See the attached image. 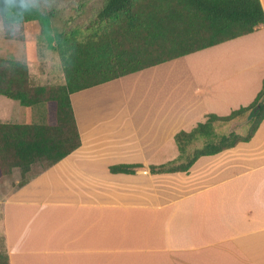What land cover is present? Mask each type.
Masks as SVG:
<instances>
[{"label":"crops","instance_id":"0c3cea01","mask_svg":"<svg viewBox=\"0 0 264 264\" xmlns=\"http://www.w3.org/2000/svg\"><path fill=\"white\" fill-rule=\"evenodd\" d=\"M10 32L0 56L27 62L37 84L65 82L59 55L40 51L34 75L27 29ZM263 85L264 25L72 92L81 145L25 180L0 177V252L10 264H264V120L189 171L151 170L179 156V131L249 105ZM48 122L44 102L0 94V123Z\"/></svg>","mask_w":264,"mask_h":264},{"label":"trees","instance_id":"16d2710c","mask_svg":"<svg viewBox=\"0 0 264 264\" xmlns=\"http://www.w3.org/2000/svg\"><path fill=\"white\" fill-rule=\"evenodd\" d=\"M0 10L9 24L36 18L30 9L10 8L3 0ZM43 21L55 41L65 82L37 84L27 62L0 56V94L25 106L44 102L49 111L46 124L0 123V177L16 167L26 171L37 160L46 161V169L81 145L72 92L252 33L264 25V8L261 0H106L80 34L51 33L46 16ZM246 113V134L217 135L216 121ZM263 120L264 85L249 105L224 116L209 113L190 131H179L175 135L179 156L151 165V170L189 171L199 157L252 139ZM201 138L203 146L195 147ZM136 167L111 169L133 172ZM0 264H10L4 252H0Z\"/></svg>","mask_w":264,"mask_h":264},{"label":"rangeland","instance_id":"374dc122","mask_svg":"<svg viewBox=\"0 0 264 264\" xmlns=\"http://www.w3.org/2000/svg\"><path fill=\"white\" fill-rule=\"evenodd\" d=\"M3 1L7 3L10 8L20 7L19 0H14V2L11 3L7 2V0ZM26 2L27 8L32 11L36 18L27 20L23 23L14 22L9 24L3 19L0 10V36H2V33L7 28L11 31L10 33L15 32L16 34L19 33V31H23V29H27L30 39L28 44L30 65L32 73L37 75L40 70L44 69V66L41 68L38 67L41 61V58L38 56L40 51L43 52L44 58L48 57L52 60L58 57V52L53 47L55 41H52L53 38H51L53 34L49 37L45 29L44 24L46 22L43 21L44 16L49 20L48 28L51 33L55 31H67L68 33L77 32L80 34L82 31L87 30V27L92 23L96 13L106 0H26ZM64 75L62 69V78H64ZM248 121V113L230 121H216L214 123L215 131L219 136L228 134L231 131L246 134L249 129ZM203 144L204 142L201 138L194 146L202 147ZM46 164L44 160H37L32 164V169L27 175L43 170ZM12 172L13 173L9 175L8 178H5V180L9 178H12V180H25L27 178L25 170L20 167H16Z\"/></svg>","mask_w":264,"mask_h":264},{"label":"clouds","instance_id":"9594fccd","mask_svg":"<svg viewBox=\"0 0 264 264\" xmlns=\"http://www.w3.org/2000/svg\"><path fill=\"white\" fill-rule=\"evenodd\" d=\"M7 2L11 3L14 2V0H7ZM19 4L22 9H27L28 7L26 0H19Z\"/></svg>","mask_w":264,"mask_h":264}]
</instances>
